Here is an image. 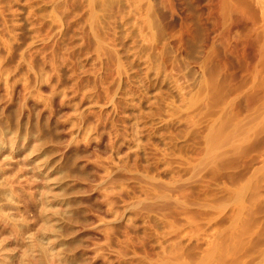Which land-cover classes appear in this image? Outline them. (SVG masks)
<instances>
[{
	"label": "rangeland",
	"instance_id": "obj_1",
	"mask_svg": "<svg viewBox=\"0 0 264 264\" xmlns=\"http://www.w3.org/2000/svg\"><path fill=\"white\" fill-rule=\"evenodd\" d=\"M0 264H264V0H0Z\"/></svg>",
	"mask_w": 264,
	"mask_h": 264
}]
</instances>
